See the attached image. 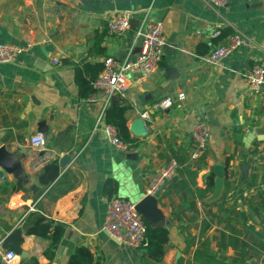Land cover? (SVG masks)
I'll return each instance as SVG.
<instances>
[{
	"label": "crops",
	"instance_id": "0c3cea01",
	"mask_svg": "<svg viewBox=\"0 0 264 264\" xmlns=\"http://www.w3.org/2000/svg\"><path fill=\"white\" fill-rule=\"evenodd\" d=\"M120 11L132 12L131 28L123 35L110 34L108 17ZM143 20L161 22L169 46L159 68L130 80L125 96L112 104L130 106L129 126L139 117L135 104L150 109L156 101L181 92L186 99L180 107L152 109L148 135L137 137V147L121 149L97 127L102 102L79 96L75 67L103 63L109 56L123 59L131 48L136 56L135 31ZM216 30L221 31L218 36L238 30L262 44L264 0H228L224 8H211L204 0H35L31 6L0 0V44L24 47L14 61L0 63V148L15 164H0L2 264L7 251L2 241L15 228L22 229L21 247L28 256L17 254L9 264H28L31 258L38 264H67L78 245L103 254L104 264H143V248L121 244L103 229L112 198L103 191L108 178L118 182L115 196L136 203L147 195L157 198L160 214L148 221L170 230L160 264L188 259L190 235L196 239L194 249L200 236L209 237L217 249L221 231L229 235L231 229L249 244L248 232L264 243V140L248 141L249 132L264 124V86L254 95L247 82L254 65L264 66V53L259 47H240L219 64H210V52L229 38L217 42ZM55 58L60 64L53 63ZM200 122L210 126L211 137L206 151L192 159L193 131ZM38 132L45 133L47 143L34 148L29 139ZM64 155L72 159L60 166L63 181L36 199L42 167L54 158L60 164ZM171 160L181 171L148 194L151 179ZM217 165L224 166L220 188ZM187 170L197 171V176ZM210 174L214 187L206 191ZM18 181L24 189L11 191ZM32 186H37L36 192ZM38 210L66 226L52 262L44 255L50 241L26 234L23 226ZM263 258L264 252L259 260Z\"/></svg>",
	"mask_w": 264,
	"mask_h": 264
},
{
	"label": "built area",
	"instance_id": "2783aa9c",
	"mask_svg": "<svg viewBox=\"0 0 264 264\" xmlns=\"http://www.w3.org/2000/svg\"><path fill=\"white\" fill-rule=\"evenodd\" d=\"M20 1L28 6L33 5L35 2V0ZM204 2L211 8H224L228 0H204ZM131 19L132 12L128 11L110 14L107 20L108 32L113 35L127 33L131 28ZM220 33V30H216L214 36L216 37ZM135 44L139 46V52L136 56H132L133 48H131L130 53L123 59L109 56L103 60V69L92 82L95 92L90 97V99L100 100L103 104L102 111L97 119V127L103 129L109 141L121 149H125L126 144L119 138L115 127L105 122L104 112L115 98L125 96L130 80H140L159 68L169 46L162 23L143 20L135 31ZM27 47H31V44H28ZM240 47H259L264 53V41L258 45L249 36L234 30L225 43L217 45L210 52L207 61L210 64H219ZM23 50V46L16 44H0V63L14 61ZM53 63L58 65L60 60L55 58ZM247 82L249 91L254 95H259L264 86V66L254 65L247 73ZM185 99V93L181 92L176 98L167 96L156 101L150 109H143L135 104V110L139 118L146 122L152 119V109L166 110L172 107H180ZM210 137V126L206 122H200L193 131L192 159H198L206 151ZM29 142L32 147L41 148L46 145L47 138L45 133L38 132L30 137ZM178 169L179 163L176 160H171L151 179L147 193L154 194L158 192L167 181L177 174ZM136 206L137 203L133 200L113 196L109 200L103 229L121 244L131 248H144L148 244L146 226ZM17 257V253L6 251L3 255V262L9 264Z\"/></svg>",
	"mask_w": 264,
	"mask_h": 264
},
{
	"label": "trees",
	"instance_id": "16d2710c",
	"mask_svg": "<svg viewBox=\"0 0 264 264\" xmlns=\"http://www.w3.org/2000/svg\"><path fill=\"white\" fill-rule=\"evenodd\" d=\"M232 34L233 32H223L221 36L216 38V41L218 42L221 38ZM102 69L103 63L100 62L86 63L75 67L74 78L81 98H88L95 92L92 82ZM129 110V105L111 104L105 109L104 120L107 124L115 127L119 138L126 144L128 149H131L137 147L140 140L132 136L130 132L127 118ZM228 164L229 159L226 160V166ZM60 173L58 158L50 159L45 163L38 175V184L41 188L35 195L36 199L46 195L56 184L63 181L64 176ZM187 173L192 177L197 176V171L191 172V170H187ZM208 178L209 183L206 191H210L214 187V175L210 174ZM21 189H24V186L18 181L11 191ZM117 190L118 182L113 178H108L103 185L104 193L109 197H113L117 194ZM174 215L176 214L174 213ZM142 220L146 226V239L148 241V244L143 248L142 263L160 264L170 242V230L164 226H152L144 217H142ZM23 226L26 234L36 235L50 241L48 248L44 251V255L52 262L56 257V252L66 231V226L61 222L49 219L39 210L29 214ZM207 226L208 224L204 225V227ZM231 232L228 235L225 230L221 231L217 238V249L213 248L209 237H205L202 240V236H200L197 247L195 249L191 248L195 245L196 239L195 236H188L186 239V252L190 251V257L188 259L181 257L176 264H254L253 259H256V262L261 261L264 264V258L259 260L260 254L264 252V243L258 241L255 233L248 232V236L252 240V243L249 244L246 240L239 238L240 232L238 230L231 229ZM229 249L233 252L232 256L226 255V251ZM28 261V264H38L36 258H31ZM104 261L105 257L103 254H95L88 246L78 245L71 253L67 264H104ZM0 264H2L1 260ZM22 264H25V260H22Z\"/></svg>",
	"mask_w": 264,
	"mask_h": 264
},
{
	"label": "water",
	"instance_id": "95a60500",
	"mask_svg": "<svg viewBox=\"0 0 264 264\" xmlns=\"http://www.w3.org/2000/svg\"><path fill=\"white\" fill-rule=\"evenodd\" d=\"M63 64H66V59L62 60ZM173 68H169L168 72H170ZM130 132L140 138H145L148 135V128L146 126V122L141 118H134L129 124ZM257 138L258 140H264V124L261 127L253 128L248 134V141ZM70 155H64L60 159V166L64 168L70 161ZM0 164H3L7 167H14L15 164L13 160L8 157L4 150L0 148ZM215 173L218 176L216 180L217 186L220 188L222 184V178L224 174V166L217 165L215 167ZM32 189L36 192L37 186H32ZM137 210L140 212L142 217L153 218L156 214H160V209L158 208V200L153 195H147L142 200L137 203ZM21 239H22V229L15 228L8 235H6L2 241V247L7 251H13L20 255L21 258H26L28 256V252L23 250L21 247Z\"/></svg>",
	"mask_w": 264,
	"mask_h": 264
}]
</instances>
